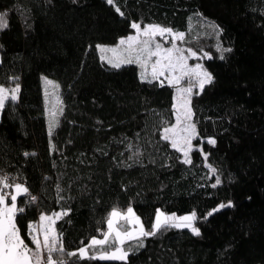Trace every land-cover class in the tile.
Instances as JSON below:
<instances>
[{
  "label": "trees",
  "instance_id": "obj_1",
  "mask_svg": "<svg viewBox=\"0 0 264 264\" xmlns=\"http://www.w3.org/2000/svg\"><path fill=\"white\" fill-rule=\"evenodd\" d=\"M195 14L225 49L198 40L212 81L191 96L201 149L185 163L161 138L174 122L173 86L141 79L133 63L113 67L97 44L117 43L133 22L186 31ZM0 17V84L19 89L0 109V174L28 189L15 221L27 245L29 223L61 210L64 252L52 255L66 264H264V0H0ZM43 74L63 104L51 134ZM129 207L147 230L157 209L195 211L200 234L166 227L143 247L127 241L126 262L66 255Z\"/></svg>",
  "mask_w": 264,
  "mask_h": 264
},
{
  "label": "snow or ice",
  "instance_id": "obj_2",
  "mask_svg": "<svg viewBox=\"0 0 264 264\" xmlns=\"http://www.w3.org/2000/svg\"><path fill=\"white\" fill-rule=\"evenodd\" d=\"M109 4L113 3V0H108ZM119 11V9H117ZM122 15V13H121ZM3 18L0 17V20ZM6 21L0 23V27H6ZM132 27L137 30L138 35L141 34V28L139 24L133 23ZM143 35L148 36L149 39L141 41L145 47L140 50V53L137 54L136 60L139 61L141 59V55L144 52H147L149 57L156 56L158 59L156 63L153 65V79H159L160 76H165L166 73L171 76V79L168 80L169 85L179 84L180 80L185 76H190L192 73H197V69H200L202 66L197 64L195 68H189L187 65L188 56H184L183 49L176 47V40H184V33H174L170 28H164L159 25H148L145 26L142 32ZM168 34L172 36L173 46L170 48H163L160 43L155 44V51H153L148 45L152 43V37L156 35L164 36ZM137 37L129 36L127 38V42L129 43V48L132 47V42L136 41ZM126 43L125 40H121L120 44ZM111 51H115V49H110ZM225 51H230V49H226ZM174 53H181V55H174ZM188 54L191 57L196 56V52L188 49ZM223 58V57H221ZM103 59V57H102ZM111 63V62H110ZM127 63H132V60L129 59ZM113 67H120V63H114ZM175 72H180V76L173 75ZM206 77L205 80H201L200 88L203 89L205 83H210L212 81V76L206 71L203 73ZM143 78V73H142ZM151 82V81H149ZM47 84L52 85V81H46ZM54 87H58L53 85ZM163 86V84H161ZM19 89L13 90V94L11 96L12 100H15L17 97L15 95ZM181 95L187 93L191 94L192 88H182L177 90ZM5 89L0 87V108L5 106V100L7 97L4 96ZM175 99V97H174ZM187 109L188 120H191V108H190V97L187 99L183 105ZM176 108V105H173ZM180 118L177 117V124H180ZM176 125L165 128L162 133V139L168 140L170 139L168 133L175 134ZM182 132L188 133L186 137H184L185 143L189 145L188 149L185 150L182 148L176 141V139H172V147L177 151H182L185 156V163H191L189 157V152L192 150L191 148V140L193 139L196 132L195 123H190L186 125ZM51 134V129H50ZM208 143L214 144V140H209ZM215 172V169H212ZM8 177H0V185L3 187H9ZM216 183H220L219 177L216 179ZM15 189L17 191V195L11 196V205L9 206L6 203L7 193L0 191V264H66L65 260H58L53 257V252H64L63 241L59 235L52 236L51 229L48 228H34L33 225H29V228L32 230L34 235H32V243L35 245V249L29 248V246L22 239L20 234V229L16 227V215L18 212H23V208L17 207V197L21 193L27 194L28 189L23 187L21 184L16 183ZM216 185L214 184L213 187ZM35 197H32V200H35ZM230 206V205H220V208ZM218 209H214L213 211H217ZM67 213H63L66 215ZM56 218H60L61 213L53 214ZM208 215H212L210 212ZM118 217L119 220L124 223H118L113 218ZM41 221L50 220L52 223L55 221L52 217H47L41 215ZM197 219V214L193 211L189 215L179 216L177 217L174 213L171 215H167L162 212L160 209L156 210V218L155 222L151 226V230L145 229L144 225L141 223L140 217L137 216L134 210L129 207L127 212H120L117 210H113L110 213L109 219L107 220V225L109 231L104 233L103 239L92 238L88 247H81L78 249V252H68L66 255L68 257L79 256L81 259H91V260H107V261H127L129 256V249L124 247L125 240L136 239L140 241L139 246L143 247V243L141 238L154 236L157 232L161 231L166 227H182V228H190L194 235H199V229L193 225V221ZM125 224L132 225V228H126ZM114 233V235H113ZM43 235V242H41L40 236ZM89 248H96L97 254L89 255ZM113 249V250H109ZM48 253L46 259L41 255V252L45 251Z\"/></svg>",
  "mask_w": 264,
  "mask_h": 264
},
{
  "label": "rangeland",
  "instance_id": "obj_3",
  "mask_svg": "<svg viewBox=\"0 0 264 264\" xmlns=\"http://www.w3.org/2000/svg\"><path fill=\"white\" fill-rule=\"evenodd\" d=\"M191 17V16H190ZM189 17L190 20V24L189 27L187 28L186 31H180V30H176V29H172L170 27L164 26V25H159L156 23H151V24H145V25H140L141 28V34L138 35L137 30L134 29L133 32L129 33L126 36H121L117 43L114 44H103V43H98L97 47L99 49V55L100 57L108 63H110L111 65H113L114 63H120V65L123 64H131V63H127V61L129 59L132 60V63L137 65V67H139V77L141 79H145V80H153V65L156 63V60L158 59V57L156 56H152L149 57L147 55V52H144L141 55V59L139 61L136 60V56L137 54L140 53V50L143 49L145 46L140 43L141 41L147 40L149 39L148 36H145L142 34L143 29L145 28V26L148 25H159L161 27L164 28H170L173 30L174 33H184V40H176L175 41V45L176 47L183 49V55L184 56H188V60H187V65L189 68H195V66L197 64H200L202 67L200 69H197V73H199V75H197L196 73H192L190 76H185L180 80L179 84H173V88H174V94H173V99H174V104L176 105V108L173 107L174 112V122L172 124L167 125L165 128L171 127L173 125H176V131L175 134L173 133H168L170 139V143H172V139H176L177 143L184 148L185 150L188 149L189 145L187 143H185L184 137H186L188 135V133L186 132H182L181 129H183L186 125L190 124V123H195V121L193 120V109H191V120H188L186 118L187 116V109L183 106L185 101L187 99H189L190 97V108H191V96L194 93H198V91L201 90L200 88V81L201 80H205L206 77L203 75V73L206 71L207 73L210 74L209 70L206 69L205 65H203L202 63V59L203 58H208L211 56V53H209L208 50H206L204 47H202V45L198 42L199 38L204 36L209 42L212 44V46L217 50V53H222L225 49V47L222 45V43L219 41L218 37V29L216 28V25L210 21V20H204L200 15L195 14L192 15L191 19ZM135 23V22H133ZM129 36H133V37H137V40L132 42V47L131 49L129 48V43L127 42V38ZM125 40L126 43L124 44H120L121 40ZM189 40H194L196 41L197 45L199 47H201L200 49L195 48V46H191L187 41ZM156 43H160L162 45L163 48H170L173 46V40H172V36L165 34L164 36H160V35H156L154 37H152V43H150L148 45V47H150L153 51H155V44ZM110 49H115V51H111ZM188 49H191L192 51L196 52V56L195 57H191L188 54ZM174 55H181V53H174ZM142 73H143V78H142ZM173 75L176 76H180L181 73L180 72H175ZM211 75V74H210ZM212 76V75H211ZM160 80H165L168 82L169 79H171V76H169L167 73L165 76H160L159 77ZM46 81H52L53 84L49 85L46 83ZM41 83L43 84V94L45 96V105H46V111L48 112V126L49 129H52V124L54 122V120L56 119L57 114L61 111V109L63 108V104L60 100V94L58 93L59 90V82L54 78L43 74L41 76ZM206 84V83H205ZM53 85H56L58 87H54ZM17 86L12 87V90L10 91V94H13V90L16 89ZM191 87L192 88V92L191 94H183L181 95L177 90L178 89H182V88H188ZM17 94V92L15 93V95ZM173 104V105H174ZM50 111V112H49ZM179 116L180 118V124H177V117ZM196 125V123H195ZM164 128V129H165ZM163 129V130H164ZM198 135V131H197V127H196V132L195 135L193 137V139L191 140V148H199L201 149V144H195L194 139L197 137ZM182 154V159L185 160V156L183 154L182 151H178ZM191 152V151H190ZM189 152V157L191 158V153ZM210 167V166H209ZM212 171V168L210 167V172ZM1 175V174H0ZM19 183L21 184L23 187L25 186V183H22L21 181H14L12 188H11V192L8 193V195L6 196V203L9 204V206L11 205V196L12 195H17V191L15 189V184ZM3 185H0V191H3L4 193H6L3 189ZM20 195H23V193H21ZM19 196V195H18ZM223 205V204H219L217 206V208H220L219 206ZM126 208L125 210H118L115 209L117 211L120 212H127ZM193 212V211H192ZM192 212H186V213H181V214H175L177 217L179 216H185V215H189ZM55 213H62V211L60 212H55ZM54 213H51L50 217H55L53 215ZM173 214V212L167 213V215H171ZM56 218V217H55ZM114 220H116L118 223H124L123 221L119 220L118 217L113 218ZM52 225V223H51ZM193 225L196 227L195 222L193 221ZM128 226V225H127ZM126 227V226H125ZM127 228V227H126ZM182 228V227H181ZM97 239L100 238H104L103 237H95ZM127 241H131V240H127ZM126 241V242H127ZM125 242V243H126ZM111 250V249H109ZM113 250V249H112Z\"/></svg>",
  "mask_w": 264,
  "mask_h": 264
},
{
  "label": "crops",
  "instance_id": "obj_4",
  "mask_svg": "<svg viewBox=\"0 0 264 264\" xmlns=\"http://www.w3.org/2000/svg\"><path fill=\"white\" fill-rule=\"evenodd\" d=\"M14 86H17V85H14ZM13 86V87H14ZM0 87H2V88H4L5 89V92H4V96L5 97H7V98H9V97H11L12 96V94H10V91L12 90V88H7V87H5V86H3L2 84H0ZM18 87V86H17ZM17 87H16V89H17ZM1 109V108H0ZM0 177H2V175H0ZM61 211V210H60ZM60 211H56V212H60ZM162 211V210H161ZM162 212H164V211H162ZM51 213H55V212H51ZM51 213H49V214H41V215H44V216H47V217H50V215H51ZM165 213V212H164ZM61 214H63V213H61ZM165 214H167V213H165ZM41 215L40 216H38V219H36V220H34V221H31L30 223H29V225L31 224V225H33V227L34 228H37V229H40V228H48V229H51L52 230V232H51V235L52 236H56V235H58L57 234V231H56V226H55V223H52V221H50V220H44V221H41V219H40V217H41ZM156 218V217H155ZM52 219L56 222L59 218H53L52 217ZM155 221V220H154ZM51 223H52V225H51ZM142 223V222H141ZM125 226L127 227V228H132L133 226L132 225H128L127 226V224H125ZM29 227V226H28ZM18 228V227H17ZM109 231V229H107V231L105 232V233H107ZM35 233H33L32 232V230L29 228V235H30V238L32 237V235H34ZM113 235H114V233H113ZM40 239H41V242H43V235H41L40 236ZM100 239H103V238H100ZM136 239H132L131 241H135ZM127 240H125V242H126ZM91 242V241H90ZM90 242L87 244V245H85V246H83V247H88L89 246V244H90ZM29 246V248H32V249H35V245L32 243V239H31V245H28ZM112 250V249H111ZM94 252V254L93 255H95V254H97V249L96 248H89V255L91 254V253H93ZM41 255L44 257V256H46L47 257V255H48V253L46 252V250L45 251H43V252H41Z\"/></svg>",
  "mask_w": 264,
  "mask_h": 264
},
{
  "label": "built area",
  "instance_id": "obj_5",
  "mask_svg": "<svg viewBox=\"0 0 264 264\" xmlns=\"http://www.w3.org/2000/svg\"><path fill=\"white\" fill-rule=\"evenodd\" d=\"M2 177H8V178H9V176L6 175V174H3ZM7 182H8V184H9V187H4L3 189H4V191L8 194V193L11 192V188H12L13 183H12V181H11L10 178L8 179ZM44 258L46 259V256H44Z\"/></svg>",
  "mask_w": 264,
  "mask_h": 264
}]
</instances>
